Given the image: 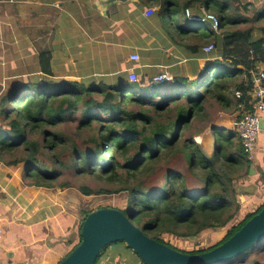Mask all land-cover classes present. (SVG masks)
<instances>
[{"label":"trees","instance_id":"1","mask_svg":"<svg viewBox=\"0 0 264 264\" xmlns=\"http://www.w3.org/2000/svg\"><path fill=\"white\" fill-rule=\"evenodd\" d=\"M61 1L62 8L70 6V0ZM230 1L140 0L146 13L158 8L149 16L159 20V27L162 24L154 29L158 39L169 48L172 44L186 47L193 64L206 57L204 44L213 42L220 51V57L197 69L192 80L178 74L173 83L175 93L163 92L147 75L138 74L135 83L129 78L114 84L56 81L51 78V53L41 52L40 65L48 78L22 85L12 82L0 98V163L8 167L24 164L22 183L27 188L56 191L70 187V182L61 181L60 168L108 183L111 187L85 185L78 191L85 197L127 193L128 210L123 212L158 242L166 244L159 238L163 233L187 240L202 233L213 235L208 249L190 254L223 244L264 207L238 222L241 205L231 170L245 166L249 171L251 160L236 132L215 128L219 133L213 136L211 153L185 133L204 111L207 96L222 104L229 101L227 93L234 91L235 109L245 104L250 110L252 74L264 65V25L245 30L232 26L255 24L264 19V10L255 11L250 19L232 18L230 12L237 10L238 4L234 8ZM260 4L264 5V0ZM211 9L219 16L220 34L207 24L186 18L187 10L201 17ZM180 36L197 43H185ZM236 92L242 96L237 98ZM78 112L82 114L74 129L78 135L63 137L61 125L75 119ZM152 112L162 114L155 119ZM35 133L38 139L32 138ZM173 163L184 164L186 173ZM162 169L166 172L160 176L157 172ZM92 212H84L78 242L64 259L82 241L83 223ZM222 232L224 238L216 240ZM251 254L264 256V240L225 264H247ZM96 264L147 263L120 241L107 246ZM253 264L263 263L255 259Z\"/></svg>","mask_w":264,"mask_h":264},{"label":"crops","instance_id":"2","mask_svg":"<svg viewBox=\"0 0 264 264\" xmlns=\"http://www.w3.org/2000/svg\"><path fill=\"white\" fill-rule=\"evenodd\" d=\"M82 1L88 0H70L67 8H62L60 2L58 13L51 16L48 25L41 20L22 27L18 50L14 46L9 51L0 50V64L15 61L22 69L27 64H36L35 70L38 71V66L42 75L39 55L50 52L54 78H64L61 75L66 68L72 82L104 81L106 84L128 79L130 71L147 75L151 80L167 72L175 77L184 74L192 80L194 72L207 65L199 63L203 58L197 60L198 64H193L188 56L185 64H172L173 54L169 47H163L167 45L158 39L154 30L161 28L162 24L159 27V20L154 15L146 17L147 9L141 8L140 0L112 6L105 17L97 9L95 0L87 5L81 4ZM25 7H20V16L34 19L33 13H26L31 15L26 16ZM152 8L155 12L158 10L157 7ZM96 16L99 17L94 19ZM202 24L212 28L211 23ZM219 31L215 32L220 34ZM149 49L148 64L130 60L131 55H140ZM14 51H18V56L12 53ZM259 69L264 71V65ZM230 101L234 100L225 101L226 105L229 106ZM240 112L241 104L234 122L236 131ZM22 172V167L0 163V222L4 228L0 241V264H59L78 242V226L82 220L69 212V206L65 208L58 190L25 187ZM263 182L264 129H261L248 176L236 182L241 205L238 222L257 211L255 204L260 199Z\"/></svg>","mask_w":264,"mask_h":264},{"label":"rangeland","instance_id":"3","mask_svg":"<svg viewBox=\"0 0 264 264\" xmlns=\"http://www.w3.org/2000/svg\"><path fill=\"white\" fill-rule=\"evenodd\" d=\"M25 1L24 3H22ZM94 0H88L87 2H80L81 4H91ZM62 2L61 0H0V36H1V47L0 50H10L11 46H14L19 48L20 44V34L22 30V27L27 25H34L36 22H39L43 20L47 25L51 23V16L54 14H57L60 7L59 3ZM74 2V0H73ZM232 6L235 8V4H238L237 10H233L230 12L232 18H238L239 16H242L244 18L250 19L251 17H254L255 11L264 10V5H261L260 2H257V0H231L230 1ZM258 4V6H257ZM25 5V14H34V19H27L22 18L20 16L21 11L20 7ZM247 8V9H246ZM67 11V10H66ZM155 11V10H154ZM158 11V10H157ZM156 11V12H157ZM206 14H214L217 17L218 14L213 10H206L204 11ZM203 12V13H204ZM75 13V11H74ZM30 17L31 15H27ZM191 14H193L191 12ZM85 15V14H84ZM88 15V14H87ZM86 16V15H85ZM38 17V18H37ZM53 17V16H52ZM99 16L94 17V19L98 18ZM84 19V18H83ZM73 21V19H72ZM188 24V23H187ZM264 25V19L260 20L259 22L249 23L248 25H234L232 26V29H247L251 26ZM190 27H193L195 25V28L199 26V24H188ZM206 25H204L205 27ZM221 32V31H219ZM179 39L183 42H195L192 39H188L185 36H180ZM197 43V40L196 42ZM200 43V42H199ZM208 43L204 44L202 46H207ZM164 48H168L167 46H163ZM150 50V49H149ZM149 50L146 52H143L141 55V61L140 63H149ZM172 56V64H185L186 56L188 55L189 50L186 47L176 46L174 44L171 45V48H169ZM220 51L215 47V50L211 54H203L206 56L203 58V60L199 61V63L208 64L212 60H215L216 58L220 57ZM13 54H16L15 56H18V51L12 52ZM153 52H151L152 54ZM176 56V57H174ZM8 57V56H7ZM179 57V59H178ZM147 58V59H146ZM3 61H1L2 63ZM136 63V62H135ZM36 64H27V67L25 69L20 68V64L15 61H9L7 64H0V98L4 96L7 92V90L13 86L12 82L18 83V85L26 84V83H34L35 81H39L40 78L42 82L48 78L43 76L44 73L42 71L41 67V73H39V68L37 66V70H35ZM262 70L259 69L258 73ZM137 74V73H136ZM60 79L54 78L55 76H52L54 80H60L65 82H72L73 79L71 76H69L67 69L65 68L63 70V74L61 75ZM138 76V75H137ZM155 86V85H154ZM160 88L163 92L171 91L173 93L176 92V87L173 86V84H167L162 86H155ZM228 94L229 100H234L235 92L231 91ZM234 101H230L231 104L228 106L225 102L218 103L214 98H211L207 96L206 101L204 103V111L201 112V116L196 118V120L193 122L191 128L189 131L185 133L186 138H192V141L196 144H202L204 148H206L209 153L212 152L214 147V137L216 134L219 133V130L217 132H214L215 128L218 129H226L227 131L236 132V127L234 122L237 118V110L234 106ZM186 102H182L184 105ZM155 119H157L162 112H152L151 113ZM73 120L66 121L64 124L61 125L60 132L63 135V137H70L71 135L75 134V130L77 128V125L82 118L81 112H78L76 115H74ZM79 119V120H78ZM78 135L77 133L75 134ZM32 138L38 139V134L35 133L32 135ZM80 138V137H78ZM80 143V142H79ZM71 145L72 143L69 142ZM81 144V143H80ZM67 150V152H69ZM184 160V156H182ZM67 165L70 163V159L66 157ZM175 164V163H173ZM175 168L180 170V172L186 173V166L184 164H181L179 166L178 164H175ZM24 164H20L17 166V168L22 167ZM60 171L62 173L61 181L63 182H70V187L64 188V189H58V194L61 195V197L64 199V206L65 208L69 206L68 209L69 212L74 213L77 218L80 220L84 217V212L88 211H96L99 208H115L120 211H127L128 210V200L129 196L127 193H122L119 196H92V197H85L81 192H79V188L81 186L86 187H92V188H99L101 186L105 187H111L108 183H102L97 180H93L91 178H88L85 175H76L74 173V170H64V168H60ZM166 172L165 169L159 170L157 173L162 176ZM248 170L245 166H239L234 170H231V174L234 177V186L237 190L236 186L237 183L240 182L242 179L246 178L248 176ZM237 182V183H236ZM238 194L240 192L237 190ZM240 201V198L238 199V202ZM225 236V233H221L218 235L216 240H221ZM210 237L212 238L213 235L208 233H202L195 241H189L187 239H181L179 237L169 235L167 233H163L160 235V239L163 240L166 244L170 245V247H174L175 249L185 252V253H196V252H202L208 249V247L212 244L210 241ZM255 259H259L264 264V256L254 255L251 254L248 258L247 264H253V261Z\"/></svg>","mask_w":264,"mask_h":264},{"label":"water","instance_id":"4","mask_svg":"<svg viewBox=\"0 0 264 264\" xmlns=\"http://www.w3.org/2000/svg\"><path fill=\"white\" fill-rule=\"evenodd\" d=\"M137 0H95L103 17L109 8ZM264 129L263 118L260 121ZM253 173V170H251ZM82 241L59 264H96L109 245L125 242L147 264H225L264 240V207L237 233L211 251L190 254L181 252L146 235L124 212L115 208H101L90 213L82 226ZM197 237H190L195 241Z\"/></svg>","mask_w":264,"mask_h":264},{"label":"built area","instance_id":"5","mask_svg":"<svg viewBox=\"0 0 264 264\" xmlns=\"http://www.w3.org/2000/svg\"><path fill=\"white\" fill-rule=\"evenodd\" d=\"M154 9H151L147 12V16L149 17L154 13ZM186 18L191 23H211L212 28L218 32L219 30V17L214 14H206L204 16H196L192 15L190 10L186 11ZM215 50L214 44H209L202 48L203 54H211ZM130 60L134 62H139L141 60V56L139 54H133L130 56ZM176 77L167 72L160 73L154 76L151 80L152 85H167L173 84ZM129 80L132 83L138 81V76L134 71L129 72ZM251 92L249 94L248 103L250 105V110L246 109L245 104H241V118L238 121L237 132L240 137L243 148L246 150L248 154L249 160H253L255 158V153L257 150L258 138L261 132L260 121L264 115V71L253 73L252 74V87ZM242 95L239 92H236V97L240 98ZM260 199L255 204L256 210L264 206V182L260 186ZM4 228L0 222V241L3 239Z\"/></svg>","mask_w":264,"mask_h":264}]
</instances>
